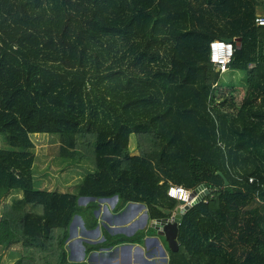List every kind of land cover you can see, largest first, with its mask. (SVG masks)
<instances>
[{
    "label": "trees",
    "instance_id": "obj_1",
    "mask_svg": "<svg viewBox=\"0 0 264 264\" xmlns=\"http://www.w3.org/2000/svg\"><path fill=\"white\" fill-rule=\"evenodd\" d=\"M259 8L264 0H0V132L10 146L0 148V258L19 244L12 264H70L74 217L95 219L81 197L116 196V210L143 204L154 220L178 206L171 184H206L168 264H264ZM228 38L235 50L219 73L209 42ZM237 72L242 88L222 84ZM31 133L59 134L73 157L77 135L95 134L78 194L34 187ZM131 135L141 154L130 153Z\"/></svg>",
    "mask_w": 264,
    "mask_h": 264
},
{
    "label": "rangeland",
    "instance_id": "obj_2",
    "mask_svg": "<svg viewBox=\"0 0 264 264\" xmlns=\"http://www.w3.org/2000/svg\"><path fill=\"white\" fill-rule=\"evenodd\" d=\"M258 13L260 15H264V11L262 9H258ZM223 85L233 84L236 88H242L241 85L244 82V73L237 72L234 74L233 78L222 76L221 80ZM238 95V93H237ZM82 134V133H81ZM88 135L86 139L82 135H77V144L73 149L75 152L74 157L71 155H65L62 152V142L59 134L53 133H31L29 137L33 143V147L30 149L34 157L33 167H32V182L34 187L40 190L53 191L58 193H69V194H78L80 184L85 176L89 175L92 171L93 159L95 155L94 150V142H95V134L94 133H85ZM138 137L136 135H131L129 138V151L131 154H141L142 151L138 147ZM0 148L2 149H10V146L7 142V135L5 132H0ZM7 206L10 207V202H6ZM78 206L84 208L88 206L91 210H94L93 216L95 219L88 214L85 217H82L84 224L86 222L97 221L95 216V211H98L99 207L106 206L109 212H113L112 207L109 206V202H100L98 199L93 200V198L81 197L77 200ZM3 204L2 206V218H5L9 221L10 217H6L8 211L4 210L6 206ZM89 209V211H91ZM123 214V213H122ZM130 214L120 215L119 221L123 222L125 219L129 217ZM73 223V222H72ZM77 221L75 220L74 225H70L69 227V238L66 242V248L68 250V261L70 264H101V259L99 262L93 259V257L88 256L87 260L81 261V263L76 262L73 258H71V254L73 252L72 245L77 244L76 236L80 230L76 225ZM142 223L134 224L131 228V231L136 233L129 236L131 240H139L142 236L150 235L149 238H152L151 235L155 234V232L151 229V223L149 221V225L144 229H139V225ZM143 225V224H142ZM99 234L106 240L107 237L105 235L104 228L99 225ZM0 233L2 235L5 233L2 229H0ZM110 236L114 238V240H110L109 242L114 243L115 240H119V236L123 234H119V236H114V232L109 231ZM114 234V235H111ZM21 236V235H20ZM83 237V236H81ZM117 237V238H116ZM101 240L99 243H102ZM120 241V240H119ZM144 242V241H143ZM165 245V250L168 251L167 245ZM85 247L87 245L84 244ZM0 264H12L21 253V246L19 244L10 245L8 249L1 251ZM111 258V257H110ZM108 258V259H110ZM161 259V258H160ZM112 258L108 261H111Z\"/></svg>",
    "mask_w": 264,
    "mask_h": 264
},
{
    "label": "crops",
    "instance_id": "obj_3",
    "mask_svg": "<svg viewBox=\"0 0 264 264\" xmlns=\"http://www.w3.org/2000/svg\"><path fill=\"white\" fill-rule=\"evenodd\" d=\"M93 200L95 201L97 199ZM100 202H109V206L112 207L113 212H109L106 206L99 207L98 211H95L94 213L97 221L96 226L93 229L86 227L81 216L76 215L74 217L77 221L76 225L80 230L79 233L82 232L81 234H77L76 236L77 238L75 242H77V244L72 245V254L76 262L81 263V261L87 260L88 263H91V260L99 262V260L101 259V264H168L171 252L168 243L165 238L158 236L156 230H154L152 227L151 229L155 232V234L151 236L152 238H157L158 244L146 242V239L149 238L150 235L144 236L142 240L126 242V238H128V236H126L127 234L129 236H132V234L136 233L137 229H135L134 232L131 231V228L134 224L137 225L138 223H142L143 225L141 224L137 228L144 229L149 225V221L150 223L152 222L147 211V206L142 204L143 208L136 209L138 204H131V206L128 207L130 205L129 204L123 209L116 210L115 207L117 204V199L116 201L106 200ZM6 204L7 203L5 202L4 205ZM4 210L8 211L6 217H10L11 207L6 205L4 207ZM122 213L124 215L130 214L129 217L123 222L119 221L120 215H123ZM146 214L148 215L147 221H145ZM89 225L90 224H88V226ZM99 225L104 228L105 235L107 237L106 240L99 234ZM109 231L114 232L115 235L111 234L114 236L123 234L118 237L120 241L115 240L114 243L109 242L110 240H114V238L110 236ZM1 235L2 233H0V236ZM101 240H103L102 243H99ZM121 241L124 242L121 243ZM109 243L111 244L110 246ZM84 244L93 246L95 245L99 247L98 249H94L89 253H86V247L84 246ZM164 244L167 245L168 251L165 250ZM124 246H127V248L131 246L132 251L130 252L127 248L123 249ZM88 256L93 257V259H90V261H88ZM110 257L112 258V260L108 261L111 259ZM165 259H167V262H165Z\"/></svg>",
    "mask_w": 264,
    "mask_h": 264
},
{
    "label": "water",
    "instance_id": "obj_4",
    "mask_svg": "<svg viewBox=\"0 0 264 264\" xmlns=\"http://www.w3.org/2000/svg\"><path fill=\"white\" fill-rule=\"evenodd\" d=\"M225 40H228L230 42L233 41V39H231V38H228ZM219 176H221V178L224 180L225 185L229 186L228 181L224 178V176L221 173H219ZM193 193H194V195H196V200L193 203V206H195V205L203 202L205 200V198L210 195V190L206 184H202L198 188H196ZM116 199H117V197L114 196V197L109 198V199H98V200L99 201H106V200L116 201ZM130 206H131V204L128 207H130ZM141 208H143L142 204H138L136 207V209H141ZM190 208H191L190 206H185L184 208L176 207L175 210H173V211L166 210V211H164V213L167 215L166 217L154 219L151 222V227L154 230H156L158 236L165 238L171 252H178L179 251V242H178L179 225H180V222L182 220L183 215L187 211H189ZM145 218H146L145 221H147V218H148L147 214H146ZM72 222L73 223H71V224L74 225L75 218L73 219ZM146 242L158 244L157 238H147ZM126 248H127V246L123 247V249H126ZM127 249L130 252L132 251L131 246H129ZM71 258L74 259L73 254H71ZM165 262H167V259H165Z\"/></svg>",
    "mask_w": 264,
    "mask_h": 264
},
{
    "label": "built area",
    "instance_id": "obj_5",
    "mask_svg": "<svg viewBox=\"0 0 264 264\" xmlns=\"http://www.w3.org/2000/svg\"><path fill=\"white\" fill-rule=\"evenodd\" d=\"M255 23L258 27H264V15H257ZM235 47L232 42L225 39H213L209 42V58L219 73L227 71L231 63ZM250 183H253L251 180ZM194 190L186 189L181 185L171 184L168 189V196L178 202L180 208L185 206L193 207L196 200Z\"/></svg>",
    "mask_w": 264,
    "mask_h": 264
}]
</instances>
